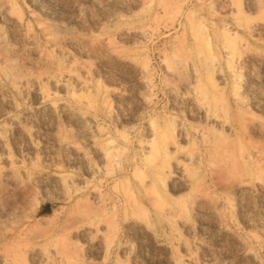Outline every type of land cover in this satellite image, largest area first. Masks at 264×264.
I'll return each mask as SVG.
<instances>
[{
  "label": "rangeland",
  "instance_id": "1",
  "mask_svg": "<svg viewBox=\"0 0 264 264\" xmlns=\"http://www.w3.org/2000/svg\"><path fill=\"white\" fill-rule=\"evenodd\" d=\"M0 264H264V0H0Z\"/></svg>",
  "mask_w": 264,
  "mask_h": 264
}]
</instances>
